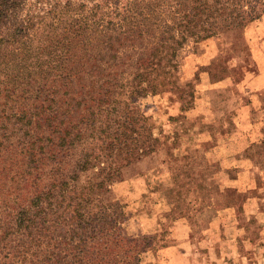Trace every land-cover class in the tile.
I'll use <instances>...</instances> for the list:
<instances>
[{
    "label": "rangeland",
    "instance_id": "374dc122",
    "mask_svg": "<svg viewBox=\"0 0 264 264\" xmlns=\"http://www.w3.org/2000/svg\"><path fill=\"white\" fill-rule=\"evenodd\" d=\"M245 4L244 0H229L220 7L212 25L229 24L228 16L246 10ZM178 8L168 10L175 15ZM254 8L256 19L241 28L202 41L188 39L178 46L177 67L159 78L156 93L140 100L156 133L182 134V140L168 144V152L187 155L168 161L165 149H159L129 165L123 179L111 185L112 196L125 212L124 231L142 237L146 244L138 255L141 264H264L260 213L255 211L260 193L249 205L253 214L238 212L236 206L234 212L224 209L234 199L220 191L222 182L214 177L221 174V141L233 137V145L227 148L231 151L228 164L245 157L253 160L241 186L264 188V151L257 145L242 151L244 146L235 140L244 135L235 131V116L224 114L250 105L255 87L251 76L264 71V10L260 4ZM13 16L0 24L3 35L9 34L20 18V14ZM76 27L62 17L31 41L13 35L21 41L0 46V217L18 209L23 200L17 199L35 190L40 176L48 178L50 171L45 170L53 168L56 160V126L75 130L85 125L89 114L85 105L91 94H86L84 76L75 73L81 72L87 61L89 33ZM189 92L193 97H187ZM257 94L264 99V88ZM109 101L112 119L118 116L113 105L118 112L124 104L132 105L125 95H113ZM252 119L259 122L260 112L252 111ZM224 120L227 126L220 128ZM42 162L47 166L41 168ZM234 172L224 174L233 176ZM215 190V199L209 201ZM198 196L201 200H196ZM216 210L234 221L226 224L214 219ZM118 258L129 259L123 252Z\"/></svg>",
    "mask_w": 264,
    "mask_h": 264
},
{
    "label": "trees",
    "instance_id": "16d2710c",
    "mask_svg": "<svg viewBox=\"0 0 264 264\" xmlns=\"http://www.w3.org/2000/svg\"><path fill=\"white\" fill-rule=\"evenodd\" d=\"M244 1L247 9L231 13L229 24L219 28L211 21L229 0H0V24L12 14L15 18L20 14L9 34L0 33V46L21 41L15 36L31 41L40 30L57 25L62 17L70 19L77 30L81 26V31L89 33L85 42L87 61L75 75L84 76L86 94H91L85 105L89 114L85 112L83 127L71 130L56 126V160L53 168L42 169L50 171L48 178L40 176L35 190L17 199L23 200L18 209L0 217V264H141L138 255L146 244L142 237L124 231L125 212L112 196L111 185L123 179L125 168L159 149H165L168 161L187 155L168 152V144L182 140V134L156 133L140 100L156 93L159 78L177 67L178 46L188 39L202 41L241 28L256 19L254 5L260 4L264 10V0ZM174 6L179 7L178 13L172 15L168 9ZM113 95H125L132 104L131 108L127 103L119 105V112L113 105L117 119L109 116ZM187 97L193 94L189 92ZM251 97L254 100L247 108L224 114L235 116V131L244 135L235 140L244 146L242 151L257 145L263 152L264 99L256 92ZM252 111L260 112L259 122L252 119ZM225 126L226 120L220 123V128ZM232 140L227 136L222 139L221 174L214 175L222 182L219 190L234 199L223 208L234 212L236 206L238 212L245 213L247 200L260 193L256 213H260V245L264 246V188L243 189L242 176L253 160L245 157L237 164H228L231 151L227 148L233 145ZM189 167L184 164V168ZM232 169L233 176L224 174ZM216 193H210L209 201ZM216 218L226 224L232 221L225 213L217 212ZM119 252L129 259L120 260Z\"/></svg>",
    "mask_w": 264,
    "mask_h": 264
},
{
    "label": "crops",
    "instance_id": "0c3cea01",
    "mask_svg": "<svg viewBox=\"0 0 264 264\" xmlns=\"http://www.w3.org/2000/svg\"><path fill=\"white\" fill-rule=\"evenodd\" d=\"M262 43H264V41ZM258 45H260V36L258 38ZM251 81L255 85L254 92H256V93H258V91L260 92V90L264 88V71L263 70H261V72L258 71L256 74L251 76ZM247 171L242 176V179L248 173ZM243 189H246V188H244V186H243ZM251 201H252V199H248L247 202L245 203V208H246L245 211L247 214L255 213V211L258 212V210H259L258 207L255 209V211L253 209H251V206H249V205H251Z\"/></svg>",
    "mask_w": 264,
    "mask_h": 264
}]
</instances>
